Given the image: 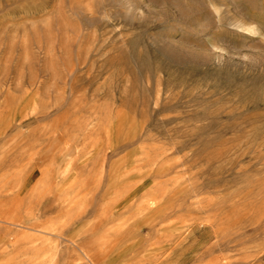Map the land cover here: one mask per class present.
Listing matches in <instances>:
<instances>
[{
	"label": "rangeland",
	"instance_id": "rangeland-1",
	"mask_svg": "<svg viewBox=\"0 0 264 264\" xmlns=\"http://www.w3.org/2000/svg\"><path fill=\"white\" fill-rule=\"evenodd\" d=\"M0 264H264V0H0Z\"/></svg>",
	"mask_w": 264,
	"mask_h": 264
},
{
	"label": "bare ground",
	"instance_id": "bare-ground-1",
	"mask_svg": "<svg viewBox=\"0 0 264 264\" xmlns=\"http://www.w3.org/2000/svg\"><path fill=\"white\" fill-rule=\"evenodd\" d=\"M75 193H76V192H75ZM67 201H68V200H67ZM63 202H64V201H63ZM63 204H64V207H65V203H63ZM67 205H68V204H67ZM69 205H70V204H69ZM61 207H63V206H61ZM64 207H63V208H64ZM139 207H140V206H139ZM63 208H62V209H63ZM60 209H61V208H60ZM107 209H108V208H107ZM109 209H111V208H109ZM103 212H104V211H103ZM105 212H106V211H105ZM107 212H108V211H107ZM82 213H83V212H82ZM101 214H102V213H101ZM60 215H61V214H60ZM103 215H104V214H103ZM75 217H77V216L75 215ZM76 220H77V219H76ZM72 221H73V220H72ZM75 237H76V236H75ZM95 256H96V255H95Z\"/></svg>",
	"mask_w": 264,
	"mask_h": 264
}]
</instances>
